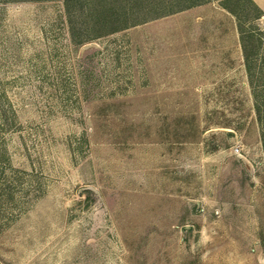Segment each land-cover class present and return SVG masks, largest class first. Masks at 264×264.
Here are the masks:
<instances>
[{
    "label": "rangeland",
    "instance_id": "1",
    "mask_svg": "<svg viewBox=\"0 0 264 264\" xmlns=\"http://www.w3.org/2000/svg\"><path fill=\"white\" fill-rule=\"evenodd\" d=\"M255 101L264 0L0 1V264H264Z\"/></svg>",
    "mask_w": 264,
    "mask_h": 264
},
{
    "label": "trees",
    "instance_id": "2",
    "mask_svg": "<svg viewBox=\"0 0 264 264\" xmlns=\"http://www.w3.org/2000/svg\"><path fill=\"white\" fill-rule=\"evenodd\" d=\"M0 1H11V0H0ZM62 3H63L64 8L69 10V9H71L72 5L74 4V0H62ZM78 40H81V39L78 38ZM241 48H242L243 57L245 59V68L248 70L249 65H248V62L246 59L247 58V51H246V46L243 43V41H241ZM254 110L256 112L257 118H261V113L264 112V103H259V102L255 101Z\"/></svg>",
    "mask_w": 264,
    "mask_h": 264
}]
</instances>
